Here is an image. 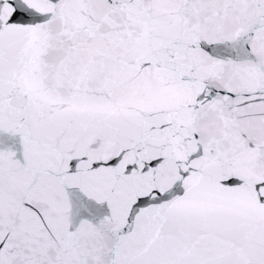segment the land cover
<instances>
[{
	"label": "snow or ice",
	"instance_id": "snow-or-ice-1",
	"mask_svg": "<svg viewBox=\"0 0 264 264\" xmlns=\"http://www.w3.org/2000/svg\"><path fill=\"white\" fill-rule=\"evenodd\" d=\"M0 264H264V0H0Z\"/></svg>",
	"mask_w": 264,
	"mask_h": 264
}]
</instances>
